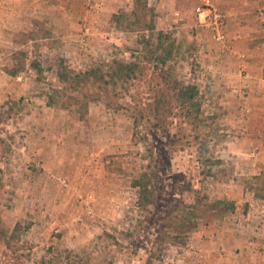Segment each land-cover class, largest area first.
<instances>
[{
	"label": "rangeland",
	"instance_id": "374dc122",
	"mask_svg": "<svg viewBox=\"0 0 264 264\" xmlns=\"http://www.w3.org/2000/svg\"><path fill=\"white\" fill-rule=\"evenodd\" d=\"M156 3L155 28L174 40L169 65L197 88L193 123L179 109H154L156 77L117 86L110 104L118 109L101 99L81 118L72 106L45 103L60 62L84 70L129 59L136 33L110 15L129 13L132 0H0V264H242L234 255L244 244L234 237L257 225L242 213L261 200L252 178L264 171V142H248L227 123L229 100L213 89L209 53L238 62L245 54L227 35L228 50L211 39L198 0H177L170 15L168 0ZM35 22L50 38L22 43ZM16 50L26 51L25 65L10 77L3 68ZM141 172L155 191L146 207L131 186Z\"/></svg>",
	"mask_w": 264,
	"mask_h": 264
},
{
	"label": "trees",
	"instance_id": "16d2710c",
	"mask_svg": "<svg viewBox=\"0 0 264 264\" xmlns=\"http://www.w3.org/2000/svg\"><path fill=\"white\" fill-rule=\"evenodd\" d=\"M155 12L146 0H132L129 13L117 11L110 15L115 27L123 31L136 33L137 48L129 50V59H112L106 65L97 62L84 70H74L59 63L55 69V79L58 86L50 88L46 94V105L50 107H74L79 118L83 117L90 102L103 99L107 107L118 109L117 104H110L114 100L116 87L134 86L135 83H146L147 79L156 77L160 80V87L156 90L154 109L159 105L162 109L157 112H167L179 109L185 122L197 120L200 104L197 100V88L193 83H185L177 78L169 65L175 53L174 40L170 34L157 30L154 24ZM38 27L22 35L23 42L50 38V32L39 22ZM34 47V44H33ZM35 55L36 52L33 51ZM26 51L16 50L12 53L13 63L3 68L10 77H16L24 69ZM37 76L42 68L36 56L28 61ZM115 101V100H114ZM138 101V100H136ZM132 103L138 108V103ZM173 102V105L171 104ZM139 110V109H137ZM133 123L135 120L133 119ZM257 181L253 196L264 198V171L254 175ZM131 186L137 189V205L146 207L152 203L155 191L151 176L141 172L131 180ZM254 189V188H253ZM216 204H220L217 200ZM222 204V203H221ZM231 206V204H230Z\"/></svg>",
	"mask_w": 264,
	"mask_h": 264
},
{
	"label": "crops",
	"instance_id": "0c3cea01",
	"mask_svg": "<svg viewBox=\"0 0 264 264\" xmlns=\"http://www.w3.org/2000/svg\"><path fill=\"white\" fill-rule=\"evenodd\" d=\"M121 2V0H117ZM154 12L162 13L157 0H147ZM177 0H168L166 13L171 14ZM211 4L226 13L227 39L236 50L245 54L238 62L233 58L220 56L213 51L210 59L217 68L212 78L216 92L223 90L229 101L224 110L230 127L235 132L242 129L248 142H264V0H211ZM156 16V15H155ZM208 40V39H207ZM209 41V40H208ZM212 44V43H211ZM216 50V49H215ZM243 70L239 72V70ZM258 207L242 213L252 223H257L242 236L234 237V244L244 249L234 255L242 264H264V199ZM261 221V223H259ZM224 260H219L221 264ZM224 263V262H223Z\"/></svg>",
	"mask_w": 264,
	"mask_h": 264
},
{
	"label": "built area",
	"instance_id": "2783aa9c",
	"mask_svg": "<svg viewBox=\"0 0 264 264\" xmlns=\"http://www.w3.org/2000/svg\"><path fill=\"white\" fill-rule=\"evenodd\" d=\"M198 1L199 3L195 7V11L200 24L209 32L211 39L215 43L228 50L229 46L224 29V15L210 3V0Z\"/></svg>",
	"mask_w": 264,
	"mask_h": 264
}]
</instances>
